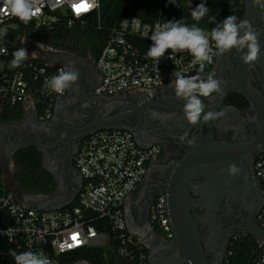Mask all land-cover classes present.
I'll use <instances>...</instances> for the list:
<instances>
[{
  "label": "built area",
  "instance_id": "built-area-1",
  "mask_svg": "<svg viewBox=\"0 0 264 264\" xmlns=\"http://www.w3.org/2000/svg\"><path fill=\"white\" fill-rule=\"evenodd\" d=\"M76 2L79 0H33L39 10L27 22L0 11L2 39L15 49L24 47L29 52L20 67L10 69V47L0 48V115L21 105L24 109H38L40 120L51 119L57 100L66 95L67 89L58 95L44 87V82L63 66L47 60L43 53L63 50L37 40L29 29L55 31L63 25L74 29L78 24L85 28L90 17L100 15L101 0H87L90 10L79 14L71 7ZM165 23L162 19L148 22L130 17L110 30L95 60L100 74L95 96L111 99L131 90L151 92L173 83L174 70L185 76L208 77L217 57L210 30L201 28L209 39V60L203 62V70L188 50L167 49L159 60L146 56L152 43L147 37ZM6 32L14 33L13 40L4 38ZM155 155L156 148L141 146L132 131L111 128L95 132L84 139L75 156L83 178L82 188L71 205L58 210L24 207L16 194L6 188L5 181L0 182V241L5 244L0 251V264H15L11 253L24 251L41 253L50 264H61L62 255L86 248H102L107 264H147L143 241L128 227L126 200L142 183ZM254 171L264 198L262 151L255 156ZM151 220L166 238L174 237L165 195L157 197ZM258 223L264 231V204ZM244 264H264V236Z\"/></svg>",
  "mask_w": 264,
  "mask_h": 264
},
{
  "label": "flooded vegetation",
  "instance_id": "flooded-vegetation-1",
  "mask_svg": "<svg viewBox=\"0 0 264 264\" xmlns=\"http://www.w3.org/2000/svg\"><path fill=\"white\" fill-rule=\"evenodd\" d=\"M241 2L245 14L246 1L241 0ZM249 26L257 34L261 52L255 61L249 63L251 67L246 76L250 84L258 90L259 96L264 99V10H255L249 16L244 27ZM62 52L65 55L57 58L59 62L65 64L71 62V65L81 72V79L80 82L77 80L71 88L67 89L65 96L57 100L64 103L65 108L62 109V115L66 118V121L61 122L62 124L57 128L59 130H56L60 131L59 134L56 136L41 135L43 144L47 145L49 165L53 164L58 172L66 177L69 186L67 190L60 191L57 185L56 190L48 195L52 200L70 195L72 190L79 188L83 183L81 174L75 165V156L84 141L82 132L87 125L107 114L106 108L103 107L97 111L94 102L99 99H112L99 98L94 94V88L100 78L95 65V49ZM241 55L242 53L235 48L223 53L217 50L216 62L210 73L220 82L221 91L214 92L209 97H201L206 106L204 112L210 109H214V112H222L225 108L233 106L246 111L243 117L247 114L250 117L256 116L254 109L249 108L248 100L237 92L240 90L239 80L245 79V69L247 70L246 66H248V63L242 61ZM76 88L78 95L75 101L68 103L76 95ZM223 94L224 98L220 100ZM230 98L244 100L248 105L239 108L229 102ZM113 99H117V105L108 113V116L122 115L120 119L118 118L121 126L132 130L139 139L156 148V155L148 164L142 183L126 200L128 227L143 241L147 252V264H189L175 235L172 239L166 238L157 224L151 220L152 207L157 197L165 195L168 198L170 192H176L181 187H185L187 192L188 209L198 228L208 264H216L223 245H225V254L222 264L228 257L229 246L235 241L249 237L257 242L263 238L258 223L263 200L250 196L246 200L234 201L228 195H216L207 187L205 176L197 170L187 171V176L180 182L178 170L181 164L179 162L191 145L187 141L193 140L201 132L204 120L201 119L193 124L185 118L183 111L185 101L175 97L172 83L165 84L151 92L127 91ZM123 114L126 115L123 116ZM38 115V109H34L33 114L28 117L39 118ZM230 123L232 122H225L222 116L211 120L214 140L234 141L235 137L239 141V138L234 136V130L228 127ZM185 132H187L186 139L180 141L179 136ZM62 133H65L66 137L60 141ZM31 144H38L37 136L33 133L17 139L12 138V140L0 136V160L5 161L12 158L16 148L28 147ZM203 165L210 166V164ZM13 183L19 198L27 196L19 189L14 178ZM28 196L27 202L30 204L36 203V197H39V195ZM79 263L90 264L85 260H78L72 264Z\"/></svg>",
  "mask_w": 264,
  "mask_h": 264
},
{
  "label": "water",
  "instance_id": "water-1",
  "mask_svg": "<svg viewBox=\"0 0 264 264\" xmlns=\"http://www.w3.org/2000/svg\"><path fill=\"white\" fill-rule=\"evenodd\" d=\"M245 1L246 9L241 21L247 23L249 16L255 10H264V0ZM4 38L11 41L14 38V33L6 32ZM43 55L47 60L54 64L63 67L69 66V64L59 62L57 59L59 56L65 55L62 51H45ZM249 63L248 66H246L247 70L245 69V76L249 67H251ZM71 66L74 67L73 65ZM207 75L209 76L211 73L208 72ZM80 79L81 72H79V82ZM238 86H240V90L237 92L242 94L248 100L250 103L249 108L254 109L256 116L250 117V115L247 114L243 117L246 111L239 110L233 106L225 108L222 111L223 120L225 122H232L228 127L234 130V136L238 137L239 141H237L235 137L234 141L221 139L214 140L211 120L207 122L204 121L203 129L193 138L194 143L190 145L188 151L183 155V158L179 162L181 165L178 170V178L181 182L185 179V176H187V171L192 172L193 170H197L198 173L205 176L206 185L214 194L220 196L228 195L233 198L234 201L246 200L247 197L253 196L257 197V199L263 200L264 204L262 189L254 171V154L256 152H264V99L259 96L258 90L250 84L248 76H246L244 80L240 79ZM75 93L76 95L71 98L68 103L75 101L76 96L78 95L77 88L75 89ZM256 94L259 97H257ZM223 98L224 94L220 97V100H223ZM94 105L97 108V111L102 107L106 108L107 114L105 117L99 120L97 119L85 127L82 132V137L84 139L95 132L105 129L118 128L132 131L121 126L118 122V118L120 119L122 115L108 116V113H110L117 105V99H99L94 102ZM63 108H65L64 103L57 101L55 112L49 120L43 121L34 116H27L20 123H13L8 127L0 126V136L7 137L8 140L24 137V135H30L31 133L37 136L38 144H31L28 146H35L41 152L43 165L54 175L60 191H65L69 187L66 177L59 173L58 169L53 164L49 165V154L48 149H46L47 145L43 144L41 135L47 134L56 136L59 134L60 131H56L59 130L57 128L60 127L62 124L61 122L66 121V118H63L62 115ZM210 110L214 112V109ZM124 115L126 114H123V116ZM133 134L141 146L145 148L151 147L146 142L139 139L135 133ZM60 137H62L60 141L64 140L66 137L65 133H62V136ZM24 147L27 146L16 148L14 153ZM203 164H210V166L206 167ZM230 164H236L238 166V174L229 175L228 166ZM81 188L82 184L79 188L72 190L70 195L57 200H52L48 196L39 195V197H36V203L34 204L27 202V198L29 197L28 194H26L27 196L24 198H19L17 196V199L24 207H32L39 210H58L71 205ZM59 196H61V194H59ZM187 201L188 198L185 187L179 188L176 192H170L167 198L169 217L171 219L172 229L175 233V239L182 248V251L185 254V259L189 264H208L198 228L188 209ZM260 232L264 236V231L262 229H260ZM224 251L225 245L222 247L216 264H222L225 254ZM1 257L2 256L0 255V261H2Z\"/></svg>",
  "mask_w": 264,
  "mask_h": 264
},
{
  "label": "clouds",
  "instance_id": "clouds-1",
  "mask_svg": "<svg viewBox=\"0 0 264 264\" xmlns=\"http://www.w3.org/2000/svg\"><path fill=\"white\" fill-rule=\"evenodd\" d=\"M3 7L0 11L5 14H11L18 17L21 21L27 22L32 18L36 11L33 0H0ZM170 3H175V0H169ZM190 6V16L196 22L202 20L208 13L209 7L206 0H201L195 7L192 6V0H188ZM72 10L79 14L90 10V5L87 0H79V2L71 5ZM209 21L216 22V26L211 29V40L214 41L215 48L220 52H226L235 48L241 52V59L245 63L253 62L257 59L261 52L257 34L251 30L250 26L245 28L246 22L239 21L236 16L229 15L222 21L217 22L216 17H209ZM149 38L152 43L146 52V56L159 60L163 57L167 49L173 52L178 50H188L195 58V61L200 63L203 70V62L209 60V39L205 36L203 30L198 26V23L187 25L181 19H172L165 23L158 30L154 31ZM24 42V39L21 43ZM41 43L39 44V47ZM33 53L35 51H32ZM13 58L8 64L10 69L20 67L28 58L29 52L26 48L21 47L13 52ZM171 57V54H169ZM172 76L175 77L172 86L175 91V97L183 101V111L185 118L190 123H197L201 119L205 122L216 119L223 115L222 112H213L211 110L204 112L205 104L201 97H209L214 92H220V82L214 79L212 75L207 78L198 76H185L180 71H173ZM79 71L71 66H65L53 74L44 82V87L52 93L63 95L66 89L78 80ZM204 112L203 116L201 113ZM187 137V132L179 136L180 141H184ZM189 144L194 143V140H188ZM229 175L238 174L239 168L236 164L228 166ZM7 234V233H6ZM15 264H50V260L41 253L32 251H24L20 253H11Z\"/></svg>",
  "mask_w": 264,
  "mask_h": 264
},
{
  "label": "trees",
  "instance_id": "trees-1",
  "mask_svg": "<svg viewBox=\"0 0 264 264\" xmlns=\"http://www.w3.org/2000/svg\"><path fill=\"white\" fill-rule=\"evenodd\" d=\"M201 0H192L195 7ZM209 13L199 22L190 16L188 0H101L100 15L89 18L87 26L81 28L80 24L74 29H82L83 32L96 36L99 40L95 48L96 57L104 46L110 30L117 26L121 20L130 17H139L144 21L152 22L157 19L170 21L181 19L183 23L192 25L198 23L202 29L210 30L216 26V22H210L209 17H216L217 22L222 21L229 15L237 17L238 22L244 14V6L241 0H206ZM99 17V18H98ZM67 30L64 25L55 31L29 29V33L37 40L49 44L51 36L62 35ZM21 33V30L18 31ZM9 46L11 54L16 50L0 36V48ZM13 56V55H11ZM229 102L239 108H244L248 103L244 100L230 98ZM24 107L21 105L8 108L0 115V122L19 121L24 115ZM15 170L13 178L19 189L28 195H51L57 188L54 175L44 167L41 152L35 146H28L19 149L13 156ZM3 166L0 164V182H3ZM6 188L11 190L7 184ZM256 242L251 238H241L235 241L228 249V257L225 261L229 264H244L253 253ZM5 244L0 241V251ZM78 260H85L90 264H107V256L102 248H86L66 253L61 256V264H72Z\"/></svg>",
  "mask_w": 264,
  "mask_h": 264
},
{
  "label": "rangeland",
  "instance_id": "rangeland-1",
  "mask_svg": "<svg viewBox=\"0 0 264 264\" xmlns=\"http://www.w3.org/2000/svg\"><path fill=\"white\" fill-rule=\"evenodd\" d=\"M99 40L92 34L83 32L82 29H70L59 36H51L49 38V44L63 50H78L86 51V49H93L98 44ZM1 65V62H0ZM3 177L5 183L11 187L12 192L17 196V189L13 183V172L15 170V164H2Z\"/></svg>",
  "mask_w": 264,
  "mask_h": 264
},
{
  "label": "crops",
  "instance_id": "crops-1",
  "mask_svg": "<svg viewBox=\"0 0 264 264\" xmlns=\"http://www.w3.org/2000/svg\"><path fill=\"white\" fill-rule=\"evenodd\" d=\"M24 110H25V111H24V115H23V117H22L21 120H19V121H9V122H6V123H4V122H0V126L8 127L10 124H13V123H20V122H22L23 119L26 118L28 115L33 114V110H34V109L29 108V109H24ZM38 119H39V118H38ZM39 120H40V119H39ZM0 164H15V162H14V159H13V157H12V158H10V159H8V160H5V161L0 160Z\"/></svg>",
  "mask_w": 264,
  "mask_h": 264
}]
</instances>
